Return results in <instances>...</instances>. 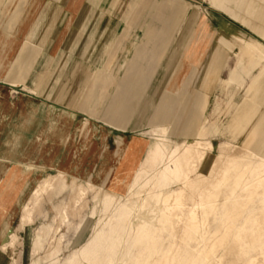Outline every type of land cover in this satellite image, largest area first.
Instances as JSON below:
<instances>
[{
  "label": "rangeland",
  "instance_id": "1",
  "mask_svg": "<svg viewBox=\"0 0 264 264\" xmlns=\"http://www.w3.org/2000/svg\"><path fill=\"white\" fill-rule=\"evenodd\" d=\"M20 2L0 0V94L22 108L12 111L11 122L26 112L54 122L38 129L53 144L33 145L18 161L38 171L22 176L12 168L0 178V222L7 223L0 264H264V114L252 131L233 128L264 71V37L248 23L259 24L261 0H136L132 28L123 34L135 31L136 42L115 70L83 63L81 52L68 54L69 28H60L55 46L43 53L55 62L35 64L39 45H14L22 16L9 14ZM177 2L183 7L175 24L168 5ZM237 9L235 17L226 14ZM200 10L199 20L194 13ZM173 24L177 28H167ZM145 28H166L163 47ZM202 28L214 34L194 75L206 93L199 112L204 122L179 130L174 119L181 98L170 95L167 66L182 51L186 30ZM232 35L253 38L260 48L243 58L219 42ZM121 43L122 37L113 41L110 53ZM136 47L147 60L158 54L154 79L145 75L147 65L135 62ZM237 69L243 81L227 87L229 70ZM43 83L54 97L41 96ZM179 116L189 121V114Z\"/></svg>",
  "mask_w": 264,
  "mask_h": 264
},
{
  "label": "crops",
  "instance_id": "2",
  "mask_svg": "<svg viewBox=\"0 0 264 264\" xmlns=\"http://www.w3.org/2000/svg\"><path fill=\"white\" fill-rule=\"evenodd\" d=\"M135 1L129 0L127 10L124 11L121 8L123 7L124 0H22L17 10L9 14V16H22L14 30L16 37L14 42L15 48L17 50L23 42L30 40L42 48V52L35 64L40 63L42 58L48 60L47 64H53L56 58L53 59L54 57H52L51 60L50 57L43 56V53L45 54L46 49L51 50L55 46L56 34L63 31L60 28H69L67 39L68 54H71L69 52L70 50H74V52L78 51V53L81 52L82 55L80 57L83 59V63L100 65L102 67L108 66L111 70H115V68H119L124 63L125 54L130 53L134 42H136L135 39L137 36H135V31L129 32V38L125 39V36H123L126 28H132V24L130 23L134 20L130 19L129 12L131 4ZM182 7L183 4L179 2L168 5L175 24L177 19H179ZM261 8L264 10V0H261ZM219 11L225 13L223 10ZM236 11V13L226 12V14L230 17H235L239 13V9ZM201 12L203 11L200 10L194 13V17L200 20ZM261 14L262 17L259 18V24L254 23L253 19L248 22L246 17L243 19V22L250 23L251 29L257 35L264 37V13ZM137 17L139 16L137 15ZM176 26L173 24L167 28H177ZM165 30L166 28H163V30L145 28V33L154 45L155 43L157 44V39L161 38L160 44L157 46L159 48V45L163 47L162 43L164 45V40H166ZM186 34V41L182 38L180 40L184 63L174 78V90L170 91L171 96L181 98L176 108L178 115L174 119L175 126L179 130H191L197 126L201 128L202 122H204L199 118V112L206 93L203 90L204 84L196 81L194 75L197 73L198 65L208 53L214 37V34L210 33L206 28L199 29L198 31L188 29L186 30ZM120 37H122L121 45L110 53L111 44ZM219 42L231 52L235 49L241 50L243 52V58L250 54V52L252 53L254 49L260 48V44L255 39L240 35H232L231 38L221 36ZM261 52L262 58L264 59V49H261ZM146 57L147 52L145 49L136 47L135 52H133L135 62L141 66L143 64L144 66L147 65L146 70L143 69L145 75L148 79H154L153 74H156V65L160 63L159 60H156L158 54L156 52L153 53L149 60ZM218 61L219 59H217L215 65L218 64ZM33 74L34 67L26 78V81L31 79ZM207 74L208 70L203 72L204 76ZM227 78L226 85L230 88L233 84L240 85L244 79L238 69L229 70ZM37 79L39 80V78ZM46 86L47 84L43 83L41 88L38 89V91L40 90L41 96H53L54 94L50 93L51 90ZM230 88L229 95H231ZM246 96L250 98L244 100L237 109L236 125L233 126L234 130L237 128H249L252 131L260 114H264V71L255 80L254 84L250 86ZM234 104L237 103L234 102ZM54 105L56 106L57 103L53 100H51L50 104H47L52 112L55 109L57 110V107ZM44 106H38V109L43 107L41 111H44ZM16 110H22V108L12 107L11 100H7L5 96H1L0 94V162L3 163L0 164L2 166H0V178L9 175L8 173L12 171V168L20 170V175L22 176L30 171H38L37 167L33 168L32 166L29 168L31 165L28 163L18 161L30 156V151L34 149L33 145H42L44 143L53 144V140L49 137H47L46 141L40 138L39 136H42L44 133L40 134L41 132H38V129L46 123V127L51 129L54 126V122L48 121L45 123L35 113L29 114L27 112L23 115L19 114V117L21 115V121L19 123L11 122L12 111L17 113ZM181 113L189 114L190 116H187L189 121H180L179 114ZM12 118L16 120L14 116ZM249 119L250 125L248 124ZM207 131L213 133L210 129H207ZM13 138L15 139L14 142ZM38 146L34 150V153H37L35 154V158L39 154ZM13 175L10 174L12 177ZM27 189H22L21 192H25ZM6 225L5 220L0 222V236L5 232Z\"/></svg>",
  "mask_w": 264,
  "mask_h": 264
},
{
  "label": "bare ground",
  "instance_id": "3",
  "mask_svg": "<svg viewBox=\"0 0 264 264\" xmlns=\"http://www.w3.org/2000/svg\"><path fill=\"white\" fill-rule=\"evenodd\" d=\"M77 36V35H76ZM75 36V37H76ZM263 52V51H262ZM183 60H184V57H183V55L181 54V51L180 52H176V56L172 59V61L168 64V66H167V71H168V74H169V77H170V84H169V88H171V86H174L175 84V80H174V78H175V76H176V74H177V72H178V70L182 67V64H183ZM75 83V82H74ZM64 86V85H63ZM75 86V85H74ZM62 89V88H61ZM64 87H63V91H64ZM72 89V88H71ZM60 90V89H59ZM75 90V89H74ZM62 91V90H61ZM59 93V92H58ZM64 94L63 92H60V94ZM68 93V92H67ZM73 92L71 91V94H72ZM61 94V95H62ZM66 94V93H65ZM58 95V94H57ZM160 96H162V92L161 91H159V93H158V95H156V97H160ZM57 97V96H56ZM62 98H64V97H62ZM59 100H60V98H59ZM64 100V99H63ZM69 102H71L72 103V99L71 100H69ZM167 102V101H166ZM71 105V104H70ZM175 193V192H174ZM179 194V193H178ZM178 197V196H177ZM176 197V198H177ZM167 198V197H166ZM165 199V198H164ZM165 201H167V200H165ZM172 201V200H171ZM174 202V201H173ZM169 208V207H168ZM167 208V209H168ZM174 208V207H173ZM166 209V208H165ZM172 210V209H171Z\"/></svg>",
  "mask_w": 264,
  "mask_h": 264
}]
</instances>
